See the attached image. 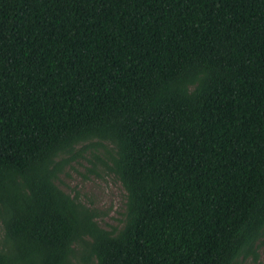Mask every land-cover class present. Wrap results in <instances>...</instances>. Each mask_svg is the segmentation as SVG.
<instances>
[{
    "label": "trees",
    "instance_id": "obj_1",
    "mask_svg": "<svg viewBox=\"0 0 264 264\" xmlns=\"http://www.w3.org/2000/svg\"><path fill=\"white\" fill-rule=\"evenodd\" d=\"M77 146L121 227L60 188ZM0 230V264L256 261L264 0H0Z\"/></svg>",
    "mask_w": 264,
    "mask_h": 264
},
{
    "label": "rangeland",
    "instance_id": "obj_2",
    "mask_svg": "<svg viewBox=\"0 0 264 264\" xmlns=\"http://www.w3.org/2000/svg\"><path fill=\"white\" fill-rule=\"evenodd\" d=\"M77 151H82V147L77 146L75 152ZM90 153L98 156L102 162L93 159ZM81 156L84 159L76 158L71 161L59 175L60 188L93 211L101 228L111 230L121 227L125 193L106 169L105 151L100 147L95 150L84 148ZM258 255L256 261L249 258L242 264H264V247L258 251Z\"/></svg>",
    "mask_w": 264,
    "mask_h": 264
}]
</instances>
